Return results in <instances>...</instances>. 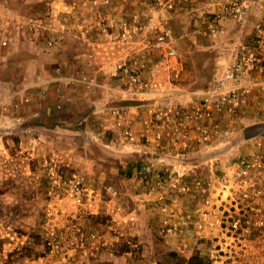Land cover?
Wrapping results in <instances>:
<instances>
[{
  "label": "rangeland",
  "instance_id": "obj_1",
  "mask_svg": "<svg viewBox=\"0 0 264 264\" xmlns=\"http://www.w3.org/2000/svg\"><path fill=\"white\" fill-rule=\"evenodd\" d=\"M123 16L93 0H0V264H264V228L239 216L236 231L219 195L239 151L202 146L174 161L130 144L110 113L130 108L141 134L158 104H191L251 26L228 21L208 37L198 11L182 13L172 29L185 72L171 81L159 56H145L158 86L140 92L119 66L146 42L122 37ZM246 117L242 139L264 136V112ZM178 174L211 180V203L192 185L173 188Z\"/></svg>",
  "mask_w": 264,
  "mask_h": 264
},
{
  "label": "built area",
  "instance_id": "obj_2",
  "mask_svg": "<svg viewBox=\"0 0 264 264\" xmlns=\"http://www.w3.org/2000/svg\"><path fill=\"white\" fill-rule=\"evenodd\" d=\"M93 3L115 13L122 10L124 16L117 23L122 37L146 42L134 58L119 66L128 85L140 92L158 86L146 74L147 63L141 59L145 56H159L171 81L185 72L186 63L175 45L178 36L172 29L173 21L182 13L192 15L198 11L195 30L208 37L221 34L228 21L242 29L251 26L246 39L233 48L230 63L204 91L196 94L191 104H158L156 110L143 115L141 134L134 132L130 108L113 107L110 113L115 120L114 128L130 144L142 143L148 149L172 155L174 161L186 160L202 146L223 144V148L239 151L241 155L218 182L222 206L224 212H231L229 205L234 208L237 218L232 220V227L236 231L244 229L240 217H254L257 227L264 228V136L247 142L236 129L249 112H264V0H93ZM108 22L114 24L116 20ZM151 169L145 166L138 174L147 181ZM172 182L179 192L191 191L192 185L195 191L201 190L197 194L204 196L206 205L211 203V180L191 182L178 174ZM165 183L162 179L158 181L161 186Z\"/></svg>",
  "mask_w": 264,
  "mask_h": 264
},
{
  "label": "crops",
  "instance_id": "obj_3",
  "mask_svg": "<svg viewBox=\"0 0 264 264\" xmlns=\"http://www.w3.org/2000/svg\"><path fill=\"white\" fill-rule=\"evenodd\" d=\"M246 118H247V117H246ZM246 118H245V119H246ZM245 119H243V121H244Z\"/></svg>",
  "mask_w": 264,
  "mask_h": 264
}]
</instances>
